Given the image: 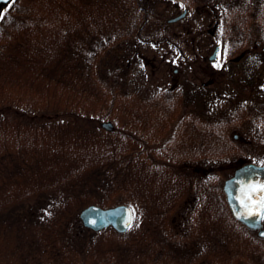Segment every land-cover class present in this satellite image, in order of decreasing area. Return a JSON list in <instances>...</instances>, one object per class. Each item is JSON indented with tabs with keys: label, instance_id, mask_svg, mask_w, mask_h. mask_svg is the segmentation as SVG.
Instances as JSON below:
<instances>
[{
	"label": "trees",
	"instance_id": "16d2710c",
	"mask_svg": "<svg viewBox=\"0 0 264 264\" xmlns=\"http://www.w3.org/2000/svg\"><path fill=\"white\" fill-rule=\"evenodd\" d=\"M169 8L213 18L224 62L244 56L246 0L0 6V264H264V238L231 216L215 176L238 149L246 156L227 127L264 132V99L236 106V89L215 98L214 82L191 95L183 79L148 91L129 69L139 46H180L163 40L181 31ZM120 204L133 213L125 233L79 219Z\"/></svg>",
	"mask_w": 264,
	"mask_h": 264
},
{
	"label": "rangeland",
	"instance_id": "374dc122",
	"mask_svg": "<svg viewBox=\"0 0 264 264\" xmlns=\"http://www.w3.org/2000/svg\"><path fill=\"white\" fill-rule=\"evenodd\" d=\"M246 3L250 6L249 8L250 10L248 9L245 15L246 16L245 26L244 28L237 27L238 32L242 33L239 39H244L243 40L244 44H242L240 48L245 52L247 50L245 47L249 48L247 42H245V39H259V37H261L262 39L264 38V0H246ZM168 6L172 7L173 4L170 5L168 4ZM179 12L180 11H176V10L173 11V9L169 8V11L166 12V19L177 16L178 14H180ZM204 17L205 16L203 15V13H200L199 9L197 12L187 11L186 16L177 22L178 23L177 26H174L176 27L174 28L175 30L177 28H180L181 31L179 30L180 31L179 33H182V34L176 33V37L183 35L184 33L183 30H184L187 33L186 39H191L192 38L191 36H194L195 33L193 30H186V26L189 25V26H194L196 28H200V24L203 22L202 19H204ZM208 17L210 18V16ZM209 18L207 19V22L204 25L202 24L201 25L205 27L206 24L209 23L208 21L211 22L213 20V18H210V20ZM216 29H217L216 35L218 38L217 40L220 43L221 36L219 34V28ZM236 30L237 29L235 28L233 31L235 32ZM229 39L231 40L235 38L232 36V38ZM223 42H225L226 44L224 43L223 44L228 47V42L227 41H223ZM174 49L167 48V46L164 45L152 46L145 44L143 46H139L137 50L135 49L136 55L134 54L131 57H129V60L127 62L129 64L128 66L130 71L131 72L139 71V74L141 76H143L144 78L146 77L148 78L146 79L149 82L147 84V87L149 88L148 91H150L152 87L155 88V86L156 87L163 86V88L171 91H174L175 89L180 90L179 83L180 80L183 78H185L189 82V86H191V89H197L200 87V83H203L207 80L208 78L207 76H209L212 72H215L217 74L215 81L217 86L212 87L210 90L214 91L215 89L218 93V91L224 92L225 89L231 92L232 91L231 89L235 88L237 93H234L236 96L234 98H237L236 102H238L236 106H240V104L244 100H248L249 98L250 100L253 101H256V99L257 100L264 99V88H263L264 52L262 56L263 59L260 61H257L258 57L255 56L251 57L252 55H250L249 57L242 56V58L237 61H233V59L229 60L228 58H226V60L228 59V61H232L230 63L233 64L229 69L228 67L229 62L228 61L224 62L225 57H221V60H218V62L215 65L206 66L204 65V63L202 65H199L198 63L199 60L197 61L193 54L185 53L184 54L185 56L184 55L179 56L178 55L179 52L177 54V52L174 51ZM255 49L256 48L253 47L252 45L247 51L251 54L258 53V50ZM201 67H204V69ZM174 69L177 70V73H173ZM228 74L229 77L227 76ZM244 79L246 81H244ZM223 83L225 84L222 85ZM255 87H257L256 90ZM193 93L194 92L192 91L191 95ZM248 102L249 101H244V104L247 105L248 107L249 104L252 106V104L251 103L248 104ZM262 104L264 105V102ZM240 125L241 123H236L235 125L227 127L226 132L229 133L230 130L229 134L231 136L232 134L240 135V138L242 139V141L240 142L244 143L243 147L245 149L244 153L246 154V156H244L241 153V151L238 149L237 152H234L232 154L231 158H226L225 161H223V163L220 164L221 166H219L220 168L218 169L220 170L225 169V170H223L224 172H219V173L216 172L215 176L218 175V178H221L222 185L224 180L232 176L233 170L230 169L233 168V166L237 167L238 165L247 162H254L256 164L264 165V132L261 130L259 132V128L257 124H253L252 126H246L248 125V123H246L245 125L242 124L241 128ZM246 138L249 139V141L245 140ZM250 154H252V156H256L254 157L255 158L254 160L253 157H250ZM233 155H235L234 156L235 159Z\"/></svg>",
	"mask_w": 264,
	"mask_h": 264
},
{
	"label": "water",
	"instance_id": "95a60500",
	"mask_svg": "<svg viewBox=\"0 0 264 264\" xmlns=\"http://www.w3.org/2000/svg\"><path fill=\"white\" fill-rule=\"evenodd\" d=\"M9 2L10 0H0V5ZM184 15L185 11L168 22H175ZM216 54L215 50L210 60L215 59ZM101 127L106 131L113 129L110 122L102 123ZM222 190L232 217L248 229L256 230L257 235L264 238V165L247 163L239 166L231 177L224 180ZM79 219L91 231L112 228L122 234L130 228L133 215L131 209L124 204L108 208L89 205L80 211Z\"/></svg>",
	"mask_w": 264,
	"mask_h": 264
},
{
	"label": "flooded vegetation",
	"instance_id": "af4514ba",
	"mask_svg": "<svg viewBox=\"0 0 264 264\" xmlns=\"http://www.w3.org/2000/svg\"><path fill=\"white\" fill-rule=\"evenodd\" d=\"M216 28H217V26H216L215 21H211V22L209 21V23H207L205 27L200 24V28H196V27L193 28L195 35L191 36L192 37L191 39H186V35L185 36L180 35V36H177L174 38L168 37L166 39H163L165 41H174V42L178 41L180 43V46H178V45H174V46L164 45V46H167V48H170V49H171V47L178 48L179 52L182 55H184L185 53L193 54L195 59L197 61L199 60V62H198L199 65H202L203 63L206 66L207 65H215L218 62V60H221L220 55H221V52L224 51V49L222 48V46L220 45V43L217 40L218 38L216 35V30H217ZM183 32L186 33V31H184V30H183ZM243 40L244 39H242V41ZM151 41H153V40H151ZM245 42H247V45L249 48L253 45V47L256 48L255 50H258V53L251 54L247 51L249 48L245 47L247 50H246V52H244V57L245 56L249 57L250 55H252L251 57H254V56L258 57L257 61L262 60L263 59L262 56H263V52H264V38L262 39L261 37H259V39H245ZM243 44H244V41H243ZM215 50L217 51L216 57H215V59L210 60V56L213 55ZM254 63H255V61H254ZM201 68L204 69V67H201ZM173 73H177V70L174 69ZM216 75L217 74L215 72H212L209 76H207L208 78L205 82L200 83V87L201 88L210 87L213 85V82L215 84ZM183 80L186 83H189L185 78H183ZM174 87H175V84H174ZM199 88L190 89L189 92L191 93L192 91L193 92L198 91ZM263 88H264V86H263ZM256 89H257V87H255V90ZM214 92L215 93L213 94V96L215 98H218V93L215 89H214ZM229 96H232V95H229ZM248 100H244V101H248ZM234 139H236L238 141H242V139L240 138V135H237V134H234Z\"/></svg>",
	"mask_w": 264,
	"mask_h": 264
}]
</instances>
